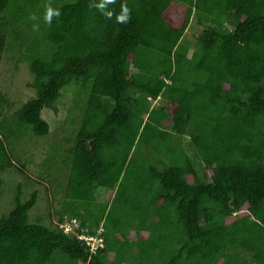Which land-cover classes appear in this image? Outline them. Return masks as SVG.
I'll return each mask as SVG.
<instances>
[{"label":"trees","instance_id":"trees-1","mask_svg":"<svg viewBox=\"0 0 264 264\" xmlns=\"http://www.w3.org/2000/svg\"><path fill=\"white\" fill-rule=\"evenodd\" d=\"M100 2L0 0V68L25 49L35 92L0 120V174L64 92L81 111L59 225L30 222L40 196L20 184L0 264H264V0H114L110 19ZM74 219L103 247L65 234Z\"/></svg>","mask_w":264,"mask_h":264},{"label":"rangeland","instance_id":"rangeland-1","mask_svg":"<svg viewBox=\"0 0 264 264\" xmlns=\"http://www.w3.org/2000/svg\"><path fill=\"white\" fill-rule=\"evenodd\" d=\"M201 31L202 29L193 21L184 39L193 46ZM17 49L18 47L11 48L10 52L2 57L0 120L35 98L34 90L29 88V84L33 82V75L29 62L25 59V49L23 51ZM76 98L73 89H69L58 101L57 113L48 109L42 111V118L50 127L46 137L36 138L28 132L9 145L17 165L0 174L4 182L0 189V218L8 215L14 208L18 186L22 184L23 202H26L35 191L40 196L37 205L29 213L30 222L42 220L52 228L59 225L58 213L65 194L63 187L67 183L70 170L69 150L74 145L76 131L80 127L81 111L70 114L71 109H76L74 102ZM107 103L111 104L108 101ZM186 149L194 161L196 157L191 151L192 147L186 145ZM96 195L100 202H107L113 193L100 188ZM219 264L224 262L220 261Z\"/></svg>","mask_w":264,"mask_h":264},{"label":"built area","instance_id":"built-area-1","mask_svg":"<svg viewBox=\"0 0 264 264\" xmlns=\"http://www.w3.org/2000/svg\"><path fill=\"white\" fill-rule=\"evenodd\" d=\"M61 228L64 230L65 234L72 235L79 240L84 241L92 253H95L97 249L103 247V237L100 235V233L103 232L102 228L97 235L93 237L84 235L80 230V223L75 219L63 222Z\"/></svg>","mask_w":264,"mask_h":264},{"label":"clouds","instance_id":"clouds-1","mask_svg":"<svg viewBox=\"0 0 264 264\" xmlns=\"http://www.w3.org/2000/svg\"><path fill=\"white\" fill-rule=\"evenodd\" d=\"M113 2H114V0H101L100 3H98L94 6L97 7L98 9H100L107 16V18L110 19L112 17L113 13L111 11H104V10H106L108 4L113 3ZM53 16H59V11L48 8L46 11L44 19L48 24H51ZM116 19H117V22H119V23H126L128 21L129 9L127 8L126 5H122L121 14L118 15L116 17Z\"/></svg>","mask_w":264,"mask_h":264}]
</instances>
